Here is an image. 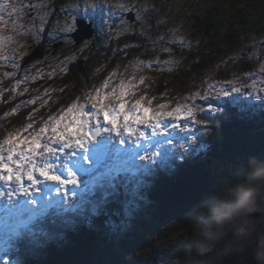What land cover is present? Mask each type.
<instances>
[{"label":"snow or ice","instance_id":"6c2138e0","mask_svg":"<svg viewBox=\"0 0 264 264\" xmlns=\"http://www.w3.org/2000/svg\"><path fill=\"white\" fill-rule=\"evenodd\" d=\"M49 2L0 0V62H9L0 63V67L10 65L19 69L15 56L7 54L17 50L14 37L33 34L31 29H36L37 33L43 31L48 16L44 10ZM73 7L79 8V5ZM116 7L124 10L126 6L117 3ZM33 11L34 15L29 17L30 25L22 24L21 19ZM69 15L71 21L61 31L72 33L76 31L78 21L71 13ZM8 32L14 35L6 34ZM143 63L136 61L137 67ZM152 63L160 61L148 62L149 65ZM259 73L264 74V65ZM3 75L15 77L16 73L5 72ZM114 76L115 72L94 89V94H86L83 102L77 99L47 116L39 128L33 120L38 109H33L27 117L31 122L7 132L0 140V212L7 226L0 245L19 247L22 255L43 257L53 251L49 242L63 245L69 230H73V251L82 257L75 260H18L17 264H124L122 257L126 248L121 238L129 225L146 210L147 191L155 186L162 174L172 177L174 170L182 169L176 163L178 159L207 148L202 138L197 142L198 133L190 132V125L207 124L209 114L220 109L211 103L208 108L202 107L195 100L210 102L239 94L246 88L264 92L256 79L250 84H241L236 78L209 83L203 94L195 92L184 97L191 103H176L171 108L164 103L153 108L155 97L148 99L145 94L134 102L126 99L136 94L133 90L137 85L131 80L121 79L111 92H106ZM245 76L252 78L253 73H245ZM132 79H135L134 75ZM145 79L140 77L139 83L143 84ZM28 80L26 75L10 86L0 81V102H4L6 90L23 95L27 89L18 90ZM221 84L232 87H218ZM259 84H264V75H259ZM43 95L51 99L47 90ZM37 99L21 101L5 113L4 118L18 113L22 106L35 104ZM145 100L147 106L142 103ZM48 102L45 100L41 107ZM198 113L205 116L198 118ZM238 118L244 120L250 116L241 109ZM177 130L189 135H179ZM177 147L181 150L179 153ZM197 179L195 174L177 178L178 187L165 195H176L180 190L194 186ZM96 218H101L99 223ZM85 222L91 225L88 231L79 227Z\"/></svg>","mask_w":264,"mask_h":264},{"label":"rangeland","instance_id":"374dc122","mask_svg":"<svg viewBox=\"0 0 264 264\" xmlns=\"http://www.w3.org/2000/svg\"><path fill=\"white\" fill-rule=\"evenodd\" d=\"M58 1L50 0L44 10L48 16L43 31L37 33L36 29H31L33 34L14 37L17 50L7 54L15 56L19 69L10 65L0 67V81L4 85L7 81L13 85L16 80L26 75L29 77L28 82L19 87L18 91L27 89L23 95L13 92V108L21 101L39 98L35 104L22 106L18 111L30 109L32 113L33 109H38L33 115L36 128L59 108L67 107L77 99L83 102L86 94H94V89L100 87L113 72L116 76L106 92H111L121 79L131 80L137 85L133 90L136 94L126 99L134 102L146 94L148 99L156 98L152 100L153 108L164 103L170 108L176 103H191L184 97L195 92L203 94L207 85L216 81L239 78V83L250 84L252 79H256L258 87L264 88V84H259V75H264L259 73L264 65V0H67L64 5H57ZM117 3L125 4V9H118ZM74 5H79V8ZM69 13L77 20L93 24L95 35L91 40L76 45L71 36L75 31H61L71 21ZM32 15L34 11L28 12L20 22L30 25L29 17ZM36 23L40 24L38 20ZM6 34L14 35L11 32ZM42 45L44 57L26 65L28 56ZM164 48L169 51H163ZM82 58L93 61L91 79L84 80L80 95L70 99L69 90L74 86V80L70 78L73 74L71 65ZM137 60L144 63L137 67ZM149 61L160 63L149 65ZM5 72H15L16 76L5 77ZM248 72L253 73L252 78L245 76ZM133 75L135 79H132ZM142 76L146 79L140 84ZM161 83L167 87L162 93L159 92ZM218 87L230 89L232 86L221 84ZM46 90L51 99L43 95ZM64 97L69 102H62L53 111V105ZM45 100L49 101L48 104L41 107ZM224 100L234 102L237 110L243 109L245 113L264 120V92L253 89L246 88L239 94L233 93L230 97L210 102L197 98L195 102L210 104L214 101L213 106L218 108ZM142 103L147 106V100ZM43 108L47 110L43 111ZM192 129L190 125V131ZM177 134L189 135L179 133V130ZM176 151L179 153L181 150L177 147ZM145 212H141L139 219L129 225L121 238V242L126 244L122 257L124 264L179 263L196 250L193 231L173 218L163 222L154 220L150 214L154 208L149 202ZM2 215L0 212V239L7 227ZM3 248L0 245V264L7 261L1 258L6 250Z\"/></svg>","mask_w":264,"mask_h":264},{"label":"trees","instance_id":"16d2710c","mask_svg":"<svg viewBox=\"0 0 264 264\" xmlns=\"http://www.w3.org/2000/svg\"><path fill=\"white\" fill-rule=\"evenodd\" d=\"M66 1L59 0L57 5H64ZM44 55L45 49L42 45L32 51L26 60V65L42 59ZM92 64L93 61L82 58L71 65L73 74L70 75V78L74 80V86L69 90L68 96H70V99L80 95V91L84 87V80L91 79ZM10 85H12L10 81L5 84V86ZM166 88L161 83L159 92L162 93ZM13 97L12 91H4V102L0 103V140L4 138L7 132L26 124L27 117L30 114L29 109L4 118V114L10 112L15 105ZM67 101L69 102L66 97L62 98L53 105L52 110H57L62 102ZM195 103L205 108H208L207 105H209L201 102ZM211 104L213 105L214 101ZM218 109L220 111L212 115L209 114L210 118L207 124L192 125L193 129L190 131L198 133L197 142H199V138H202L203 142L207 144V148L203 152L186 154L183 159H178L176 163L181 165L182 169L174 170L175 175L172 177L162 174L155 186L147 191L148 202L154 208V212L150 213L153 215L154 220L163 222L173 218L190 231H193L195 224L193 214L202 205L213 199H223L228 190L239 182L251 181L259 186L263 182L264 120L262 121L248 113L249 119H239L238 113L241 111L237 110V106L230 100H224L218 105ZM46 110L47 108H43V111ZM197 116L202 118L205 114L198 113ZM186 174H195L198 177L195 185L186 190H180L176 195H165L176 189L178 187L177 178H183ZM110 207L114 206L110 205ZM100 219L96 218V223H99ZM146 225L143 224L148 229L149 227ZM79 227L82 231H88L91 225L85 222ZM144 240L147 241L146 238ZM49 243L53 251L43 257L27 253L22 255L19 247H4L3 249L6 250L1 254V258L7 259L4 264H17L18 260L32 262L41 258L52 260L82 258L77 252L73 251L75 248L73 230H69L68 238L63 245ZM197 256L196 250H194L181 262L167 264H192Z\"/></svg>","mask_w":264,"mask_h":264},{"label":"clouds","instance_id":"9594fccd","mask_svg":"<svg viewBox=\"0 0 264 264\" xmlns=\"http://www.w3.org/2000/svg\"><path fill=\"white\" fill-rule=\"evenodd\" d=\"M197 264H264V188L242 181L193 214Z\"/></svg>","mask_w":264,"mask_h":264},{"label":"water","instance_id":"95a60500","mask_svg":"<svg viewBox=\"0 0 264 264\" xmlns=\"http://www.w3.org/2000/svg\"><path fill=\"white\" fill-rule=\"evenodd\" d=\"M131 21H133L132 16H130ZM77 30L71 35L76 45H81L85 41L91 40L95 35V29L93 28V24L87 23L83 19L77 20ZM261 188H264V180L261 183ZM201 259L200 256H197L192 264H197V262ZM249 261H254L253 256L248 257Z\"/></svg>","mask_w":264,"mask_h":264},{"label":"bare ground","instance_id":"6f19581e","mask_svg":"<svg viewBox=\"0 0 264 264\" xmlns=\"http://www.w3.org/2000/svg\"><path fill=\"white\" fill-rule=\"evenodd\" d=\"M3 216V215H2Z\"/></svg>","mask_w":264,"mask_h":264}]
</instances>
